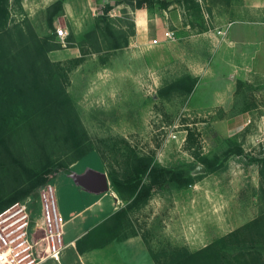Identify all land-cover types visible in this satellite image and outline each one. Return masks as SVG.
<instances>
[{"label": "rangeland", "instance_id": "1", "mask_svg": "<svg viewBox=\"0 0 264 264\" xmlns=\"http://www.w3.org/2000/svg\"><path fill=\"white\" fill-rule=\"evenodd\" d=\"M163 1L164 8L155 3L146 9L134 8L132 0H93L72 30L61 11L47 26L46 17L53 14L50 0L7 1L8 33L0 46L23 58L33 45L30 31L47 38L52 49L46 56L55 75L43 71L41 92H25L6 107L0 103V134L6 137L5 146L0 144V203L14 190L29 187L49 164L45 183L52 185L56 208L66 221V241L75 232L69 219L80 188L75 175L103 173L114 200V209L63 249L61 264H264V45H237L224 61L210 62L213 51L194 54L199 76L189 79L183 65L170 61L168 42L162 41L155 44L152 65L150 57L138 56L136 45L133 51L127 48L141 13L150 25L153 20L152 30L172 31L166 12L173 5L187 30L211 33L240 5V0ZM107 3L111 8L104 13ZM58 27L66 31L64 43L54 38ZM152 30L148 49L154 47ZM121 65L127 76L120 73ZM14 69L21 73L23 67ZM191 80L194 86L185 93ZM169 82L179 85L167 90ZM51 98L60 101L61 123L70 119L76 137L65 138L63 125L26 123ZM81 150L90 152L77 158ZM135 154L161 166H182L192 182L152 188L131 205L132 196L114 188L109 173L122 181ZM202 157L216 158L221 167L203 172ZM141 181L148 182L146 175ZM40 186L27 195L35 206L34 221L40 220L35 205ZM89 212L84 215L90 225L97 217Z\"/></svg>", "mask_w": 264, "mask_h": 264}, {"label": "trees", "instance_id": "2", "mask_svg": "<svg viewBox=\"0 0 264 264\" xmlns=\"http://www.w3.org/2000/svg\"><path fill=\"white\" fill-rule=\"evenodd\" d=\"M7 1L8 0H0V45H2L4 35L8 33V28L6 26L8 19ZM63 1L64 0H55L50 4L49 7L53 14L46 17L48 27L51 26V18L55 12L61 11ZM155 3L158 4L159 8H164L167 5V2L163 0H132V6L134 8L149 9L153 7ZM110 8L111 5L109 3L103 5V12H108ZM29 35L33 40V45L27 47L29 56H24L25 58H20V53L17 51L10 53L0 46V103H4L1 108L9 104H14L16 101L14 98L21 96L25 92H41L42 89L38 86V82L40 81L39 75L41 76L43 71L49 76L55 75V70L46 56V53L52 49V46L47 43V38L39 39L32 31L29 32ZM37 57L41 58L37 59ZM19 64L23 67L21 73H18V71L16 72L14 69V67H16L17 70V65ZM186 77L189 79L191 78L189 75H186ZM178 85L177 82H169L166 85V89L178 87ZM193 86L194 80H191L190 84L183 87L184 92L189 93ZM36 106L38 105H34L33 108ZM44 107L43 111H38L37 115L31 117V119L26 122L29 126L38 128L42 126V124L39 123H46L52 126L56 124L63 125L65 127V138L76 137V131L71 127L72 122L70 119L65 118L61 123V114L58 112L61 107L60 101L51 98L45 101ZM5 142L6 137L0 134V144L5 146ZM88 152H90V150L85 152L81 150L76 157L81 158ZM199 161L202 163L203 167L201 170L203 172H212L221 167V163L218 162L216 158L209 159L202 157ZM50 172L51 166L45 163L34 175V180L29 187L14 190L7 201L0 203V210L12 202L26 197L31 189L44 184L46 176ZM143 175H146L148 179L146 184L141 181ZM109 177L114 188L117 190L123 188L129 192L132 196L131 205H136L144 200L149 195V191L152 188L161 189L166 186L181 187L190 184L193 179L191 172L182 166H161L153 162L149 157L136 154L133 156L130 168L126 171L122 181H118L112 171H110Z\"/></svg>", "mask_w": 264, "mask_h": 264}, {"label": "crops", "instance_id": "3", "mask_svg": "<svg viewBox=\"0 0 264 264\" xmlns=\"http://www.w3.org/2000/svg\"><path fill=\"white\" fill-rule=\"evenodd\" d=\"M53 1L54 0H50V3ZM92 1L93 0H64L62 2L61 13L65 17L68 27L71 30L73 28V22L81 14H85L84 10H87V5L91 4L90 2ZM170 7L173 8V5ZM170 7V10L166 12L174 34L173 38L170 40H166L163 37L165 29H163L161 33L158 30L155 31L151 29L153 27H151L153 20L150 25L147 14L141 13V15L134 20L133 34L130 36L127 48L129 51H133L131 46L136 45L137 49H141V51H137L138 56H140V54L143 55V60H147L150 57L152 65H154L153 61H155L154 55L158 51L155 44L162 43V41L168 42V57L170 61L178 66L183 65L188 75L194 77L199 76L198 73H196L197 69L193 63L198 61L197 56L194 54H208L209 51H213V53H210L212 55L210 62L213 58H220V60L224 61V55L231 53V48H234L237 45L244 46L248 49L264 45V29L259 24V12L264 7V0H240L239 7L237 6L230 10L232 19L225 22L220 28H217L211 33L207 31L193 33L192 31L187 30L188 26L183 25L178 11L176 9H171ZM155 23H158L156 19ZM151 30L153 32L152 40L154 39L156 41L154 43L151 41V43L154 44V47L152 46L148 49L150 46L146 41L150 36ZM218 30L223 31L224 33L218 34L216 32ZM190 44H194L191 51L189 50ZM145 46H147V49H145ZM248 49L246 50L247 52ZM119 68L121 69L120 73L124 74L123 76H127L126 66L121 65ZM68 176L73 178V175L71 174ZM106 184V190H94L97 185H100L98 179L93 180L92 188L78 185L80 188L79 190L77 189L78 191H76L72 197L73 201H75L74 199H76V201L74 202V205H72L73 210L69 212H72L69 219L74 223L75 232L72 238L63 241L66 246L71 245L76 237L87 228V225L93 226L97 224L114 207V200L107 180ZM70 194L71 193L68 194V198L70 197ZM87 212H89L91 217H97L92 220L90 225L87 224V222L89 223L90 218H87V216L84 215ZM65 222L66 221L64 220V224Z\"/></svg>", "mask_w": 264, "mask_h": 264}, {"label": "built area", "instance_id": "4", "mask_svg": "<svg viewBox=\"0 0 264 264\" xmlns=\"http://www.w3.org/2000/svg\"><path fill=\"white\" fill-rule=\"evenodd\" d=\"M259 24L264 29V7L259 12ZM54 32L64 43L65 29L58 27ZM163 37L172 39L173 32L165 30ZM35 205L40 211L39 221L32 218L35 206L28 196L0 210V264H44L48 260L61 264V252L66 247L62 240L64 220L57 211L50 183L38 188Z\"/></svg>", "mask_w": 264, "mask_h": 264}, {"label": "water", "instance_id": "5", "mask_svg": "<svg viewBox=\"0 0 264 264\" xmlns=\"http://www.w3.org/2000/svg\"><path fill=\"white\" fill-rule=\"evenodd\" d=\"M75 182L82 186L92 188L93 180L98 179L100 181V185L94 188V190H106V178L103 173L94 172L91 170L86 171L83 174H78L74 176Z\"/></svg>", "mask_w": 264, "mask_h": 264}]
</instances>
